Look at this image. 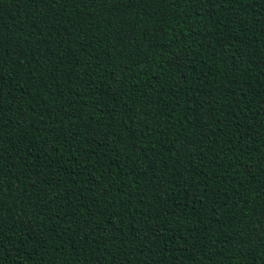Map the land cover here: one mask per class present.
I'll return each mask as SVG.
<instances>
[{
  "label": "trees",
  "instance_id": "obj_1",
  "mask_svg": "<svg viewBox=\"0 0 264 264\" xmlns=\"http://www.w3.org/2000/svg\"><path fill=\"white\" fill-rule=\"evenodd\" d=\"M0 264H264V0H0Z\"/></svg>",
  "mask_w": 264,
  "mask_h": 264
}]
</instances>
